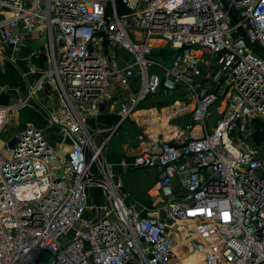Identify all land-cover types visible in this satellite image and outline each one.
<instances>
[{"label":"built area","instance_id":"obj_1","mask_svg":"<svg viewBox=\"0 0 264 264\" xmlns=\"http://www.w3.org/2000/svg\"><path fill=\"white\" fill-rule=\"evenodd\" d=\"M3 10L0 49L37 33L48 49L28 95L0 105V134L51 89L66 112L50 127L70 149L29 126L0 152V264H264V158L237 137L264 124V0H0ZM156 39L174 51L161 62ZM180 90L192 122L151 136L136 159L156 171L166 217H141L113 183L110 137L98 143L88 122L108 109L125 121L148 96ZM91 188L106 204L88 215Z\"/></svg>","mask_w":264,"mask_h":264},{"label":"crops","instance_id":"obj_2","mask_svg":"<svg viewBox=\"0 0 264 264\" xmlns=\"http://www.w3.org/2000/svg\"><path fill=\"white\" fill-rule=\"evenodd\" d=\"M8 15L9 12L7 10L0 11V21L7 18ZM153 45L154 51L158 53H174V51L171 50L170 44L164 40L156 39L153 41ZM47 49L48 41L46 39V36L43 35V33L34 34L24 45L20 47H4L0 49L1 106L12 104L15 101L23 99L28 95L29 87L35 81L37 75L41 71H43V69L47 66ZM136 85L137 83L135 82L132 87L125 91L129 92L128 97L137 93L132 90V88ZM150 96H155V98H172V101L169 106H167V104L163 102H159L157 104L144 108H140V104L142 103L141 102L137 106L135 111L131 114V116L125 121H121V115L113 109H108V111L98 117L99 119L114 116L118 117L117 123L112 126L113 128L109 136V142L112 137V132H116L117 129L122 127L128 121V119H131L133 116H136L141 120V126H144L146 130L145 135L148 140L147 143L150 142L151 136L155 137V135H159L160 133L166 132L167 130H171L174 127H184L188 123L192 122L191 112L184 109L185 106H187L188 104V99L184 91H160ZM29 108L30 110H32V112L27 110ZM226 108L227 106L224 101L217 103L212 108L208 120L211 121L214 127L216 126L218 120L222 117L224 111H226ZM23 110L27 119L24 122V129L29 126H35L41 129L44 134L45 132L47 133V137L50 139V142L53 146H60L62 145L61 143H63L66 144V152L70 149V147L68 148V144L70 143V141L66 137L62 136L61 130L58 127H50V121L53 117L52 115L61 116L62 114H64V112H66L64 105L56 91L47 89L40 92L34 100H31L28 105H26L23 109L19 111ZM139 113L140 115H138ZM14 114L12 116V120ZM98 118L89 120L88 123L90 128L93 127L91 125V122ZM147 122L149 124H147ZM252 125L254 124L252 123ZM213 128H209V130H212ZM196 129L198 128L196 127ZM97 130H103L101 136L103 138H108L104 129L96 128L95 131ZM103 135H105L106 137H104ZM145 150L146 149H144L143 152ZM141 155H139L138 157H140ZM136 159L127 161L121 158L111 159L109 164L113 175V183L121 184L119 193L123 197L125 203L128 206L133 207L141 217H149L153 211L155 212L159 210L160 216L165 218L166 206L164 203V197L158 188L157 173L153 168L136 166ZM137 169L151 170L154 176V183L150 187L144 186L145 188L140 189L139 191L138 189H131V196L129 191H127L126 189L123 176L126 173L134 172ZM88 197V215H93L96 211V207H102L106 204V196L104 190L101 188L89 189ZM189 247L188 249L185 248V250H192L191 245H189Z\"/></svg>","mask_w":264,"mask_h":264},{"label":"rangeland","instance_id":"obj_3","mask_svg":"<svg viewBox=\"0 0 264 264\" xmlns=\"http://www.w3.org/2000/svg\"><path fill=\"white\" fill-rule=\"evenodd\" d=\"M118 55L123 56V58H126V59H131V54L121 49H118ZM152 58L155 61H159V62L164 60L163 53H158L156 51L153 53ZM165 63L169 65V60L165 61ZM156 70H157V66L152 65L150 66L149 72L150 74H152ZM135 82L137 83V85L133 87L132 90L134 92H138L140 88L139 81L136 80ZM128 95H129V92H125L123 94V97H120V98L121 99L128 98ZM23 99H19V100H23ZM171 101H172V98H164V97L155 98V96H149L140 104V108L152 106L159 102H163L167 104V106H169ZM27 110L32 112L30 108ZM138 115H140V113ZM25 120L27 119L25 117L24 110L15 112L13 120L6 127V129L0 134V152L4 156L9 157L11 155L7 151L6 145H8L13 139H15L19 135L20 132L23 131ZM147 124L149 123L147 122ZM91 125L93 126L91 127L92 130H95L96 128L104 129L108 137L110 136L111 130L113 128L108 123V121L104 122L103 120H100L99 118L92 121ZM141 125H142L141 120L137 118L136 116H133L131 119H128V121L122 127L117 129L116 132L114 133L112 132L111 140L109 142V145L107 146V158H108L109 163L112 158H121L126 161L133 160V159L135 160L139 155L143 153L144 149L148 148L149 143H147L148 140L145 135L146 130L144 126H141ZM208 127L210 129L214 127V125L211 123L210 120H208ZM45 135L48 136L46 132H45ZM103 136L106 137L105 135ZM237 137H238V143L241 144V146L251 147V148L258 150L260 155L264 158V142H258L257 137H256L255 124L254 125L251 124L248 130L241 131ZM102 139H103L102 136L98 137L97 142L100 143ZM153 179H154L153 172L151 170H145V169H137L136 171L126 173L123 176L126 189L127 191H129L131 196H132L131 189H135V190L138 189L139 191L140 189L145 188L144 186L150 187L154 183ZM188 247L187 245H185L184 250L185 248L188 249ZM47 256L48 255L45 254L44 259H46Z\"/></svg>","mask_w":264,"mask_h":264},{"label":"trees","instance_id":"obj_4","mask_svg":"<svg viewBox=\"0 0 264 264\" xmlns=\"http://www.w3.org/2000/svg\"><path fill=\"white\" fill-rule=\"evenodd\" d=\"M100 120L104 122L108 121L111 126H114L118 121V117H107ZM254 124L256 126V137L258 142H264V124L260 121H255Z\"/></svg>","mask_w":264,"mask_h":264},{"label":"water","instance_id":"obj_5","mask_svg":"<svg viewBox=\"0 0 264 264\" xmlns=\"http://www.w3.org/2000/svg\"><path fill=\"white\" fill-rule=\"evenodd\" d=\"M231 16H232V19H233L234 23H236L237 22V19L235 18V16L233 15V13H231ZM240 33L243 36H245V33L241 29H240ZM48 259H49V257L47 256V258L46 259H43V260L46 262Z\"/></svg>","mask_w":264,"mask_h":264}]
</instances>
